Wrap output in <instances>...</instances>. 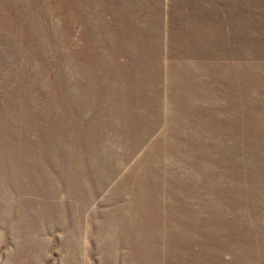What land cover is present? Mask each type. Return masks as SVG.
I'll use <instances>...</instances> for the list:
<instances>
[{"label": "rangeland", "instance_id": "374dc122", "mask_svg": "<svg viewBox=\"0 0 264 264\" xmlns=\"http://www.w3.org/2000/svg\"><path fill=\"white\" fill-rule=\"evenodd\" d=\"M181 1L0 0V264H264V0Z\"/></svg>", "mask_w": 264, "mask_h": 264}, {"label": "bare ground", "instance_id": "6f19581e", "mask_svg": "<svg viewBox=\"0 0 264 264\" xmlns=\"http://www.w3.org/2000/svg\"><path fill=\"white\" fill-rule=\"evenodd\" d=\"M181 1V0H180ZM199 1V0H198ZM233 1V0H232ZM235 1V0H234ZM182 2V1H181ZM196 3V2H195ZM198 3V2H197ZM181 5H182V3H180ZM184 4V3H183ZM194 4V3H193ZM199 4V3H198ZM198 4H196V5H198ZM191 5H192V3H191ZM190 6V5H189ZM193 6V5H192ZM180 7V6H179ZM191 7V6H190ZM189 7V8H190ZM199 7H201V6H199ZM196 8V7H195ZM201 9H203V8H201ZM191 10V9H190ZM205 10V9H204ZM209 10V9H208ZM175 12L174 13H177L176 12V10H174ZM193 11V10H192ZM196 11V10H195ZM206 12H208L207 10H205ZM180 12H182L181 10H180ZM198 12H200V11H198ZM210 13L212 12L211 10L209 11ZM171 13H173L172 11H171ZM193 13H195V12H193ZM201 13V12H200ZM188 14H189V12H188ZM207 14V13H206ZM212 14H213V12H212ZM174 15V14H173ZM177 15V14H176ZM196 15H197V13H196ZM208 15H210V14H208ZM200 17H202V15H200ZM205 16H203V18H204ZM212 17H214V15L212 16ZM190 18V17H189ZM206 18H207V16H206ZM174 19H176L175 17H174ZM191 19V18H190ZM196 19H197V17H196ZM199 19V18H198ZM173 20V19H172ZM187 20H188V18H187ZM208 20V19H207ZM214 20V19H213ZM193 21V20H192ZM194 21H195V19H194ZM180 22V21H179ZM190 22V21H189ZM204 22V21H203ZM207 22V21H206ZM209 22V21H208ZM175 22H173V24H174ZM185 23V22H184ZM194 23V22H193ZM200 23H202V21H200ZM171 24V23H170ZM176 24V23H175ZM180 24V23H179ZM196 24V23H195ZM203 24V23H202ZM202 24H200V25H202ZM215 24V23H214ZM197 25H198V23H197ZM208 25H209V23H208ZM173 26V25H172ZM171 26V27H172ZM175 26H177V25H175ZM195 26V25H194ZM210 26V25H209ZM211 26H212V24H211ZM192 27V26H191ZM128 30V29H127ZM126 30V31H127ZM207 30V29H206ZM205 31V30H204ZM174 32V31H173ZM207 32V31H206ZM209 32V31H208ZM203 33V35H205L204 33L205 32H202ZM129 34V33H128ZM174 34V33H173ZM201 34V33H200ZM133 35V34H132ZM180 35H181V33H180ZM190 36H191V34H190ZM207 36V35H206ZM209 36V35H208ZM127 37V36H126ZM132 37V36H131ZM175 37V36H174ZM170 38V37H169ZM204 38V37H203ZM210 38V37H209ZM126 39V38H125ZM174 39V38H173ZM176 39V38H175ZM194 39V38H193ZM197 39H198V37H197ZM199 39H201V38H199ZM205 39H207V38H205ZM242 39V38H241ZM203 40V39H202ZM179 41V40H178ZM178 41H177V43H178ZM175 42H176V40H175ZM132 43V42H131ZM168 43H171V42H168ZM204 43V42H203ZM206 43V42H205ZM209 43H210V41H209ZM172 44V43H171ZM132 45V44H131ZM213 45H215V44H213ZM133 46V45H132ZM170 46V45H169ZM193 46V45H192ZM191 46V47H192ZM199 46V45H198ZM125 47V46H124ZM142 47H144V45L142 46ZM175 48V47H174ZM195 48V47H194ZM193 48V50H195ZM198 48V47H197ZM170 49H171V47H170ZM189 49H190V47H189ZM200 49H201V47H200ZM123 50V49H122ZM129 50V49H128ZM131 50H133V49H131ZM212 50V49H211ZM127 51V50H126ZM134 51V50H133ZM176 51V50H175ZM197 51H198V49H197ZM196 51V52H197ZM171 52H172V50H171ZM177 52V51H176ZM123 53H124V51H123ZM191 53V52H190ZM209 53H210V51H209ZM177 54H178V52H177ZM200 54V53H199ZM211 54H212V52H211ZM211 54H210V56H211ZM134 55V54H133ZM141 55V54H140ZM180 55V54H179ZM193 55V54H192ZM191 55V56H192ZM143 56V55H142ZM130 57H131V55H130ZM135 57V56H134ZM181 57H182V55H181ZM180 57V58H181ZM186 57V56H185ZM190 57V56H189ZM195 57H196V55H195ZM208 57V56H207ZM213 57V56H212ZM215 57V56H214ZM196 58H198V57H196ZM199 59H201V58H199ZM202 59H204V58H202ZM207 59V58H206ZM194 60H195V58H194ZM213 60V59H212ZM192 61H193V59H192ZM201 61V60H200ZM204 61V60H203ZM203 61H201V63L203 62ZM197 62H199L198 60H197ZM208 62V61H207ZM199 64H200V62H199ZM204 64H206V61L204 62ZM211 66V65H210ZM116 68H117V66H115ZM114 67V68H115ZM110 68V67H109ZM115 68V69H116ZM211 70L212 69H210V71L209 72H211ZM116 71V70H115ZM114 71V72H115ZM214 71V70H213ZM219 73H220V76H221V72L219 71ZM211 74V73H210ZM212 74H214V73H212ZM211 74V75H212ZM223 75V74H222ZM226 75V74H225ZM214 76H215V74H214ZM219 77V76H218ZM121 78V77H120ZM222 78V77H221ZM225 79V78H224ZM144 85V84H143ZM149 86V85H148ZM122 89V88H121ZM220 93V92H219ZM222 93V92H221ZM221 95V94H220ZM149 99V98H148ZM151 100V99H150ZM149 107V106H148ZM226 107V106H225ZM188 108V107H187ZM121 111V110H120ZM128 110H126V112H127ZM118 112V111H117ZM119 113V112H118ZM122 113V112H121ZM120 114V113H119ZM123 114H124V112H123ZM131 114V113H130ZM152 114V113H151ZM217 114V113H216ZM111 115V114H110ZM113 115H114V113H113ZM126 115V114H125ZM136 115V114H135ZM119 116V115H118ZM123 116V115H122ZM137 116V115H136ZM113 117V116H112ZM114 117H115V115H114ZM113 117V118H114ZM119 118V117H118ZM125 118V117H124ZM127 118V117H126ZM131 118H132V116H131ZM131 118H130V121H131ZM134 118V117H133ZM123 120V119H122ZM129 120V119H128ZM133 120V119H132ZM127 121L125 120V123H126ZM124 123V124H125ZM123 124V125H124ZM125 126V125H124ZM173 126V125H172ZM230 127V126H229ZM240 127V126H239ZM245 127V126H244ZM122 128V127H121ZM131 128V127H130ZM235 128H237V127H235ZM242 128V127H241ZM134 130L136 129V128H133ZM124 130V129H123ZM231 130H232V128H231ZM243 130V129H242ZM121 131V130H120ZM218 131V130H217ZM239 131V130H238ZM241 131V130H240ZM235 132V131H234ZM231 133V132H230ZM123 134V133H122ZM234 134V133H233ZM240 136V135H239ZM238 136V137H239ZM126 137V136H125ZM148 141V140H147ZM125 143V142H124ZM152 143V142H151ZM233 146V145H232ZM130 162V161H129ZM233 162V161H232ZM263 162V161H262ZM131 165V164H130ZM116 171V170H115ZM118 173V172H117ZM113 175V174H112ZM233 175V174H232ZM231 175V176H232ZM212 180V179H211ZM217 191V190H216ZM220 192V191H219ZM221 192H222V190H221ZM221 192L219 193L220 195H221ZM236 192V191H235ZM219 194H218V196H219ZM216 195V194H215ZM222 196V195H221ZM228 196V195H227ZM216 197V196H215ZM237 198V197H236ZM220 201H222V199L220 200ZM223 205V204H222Z\"/></svg>", "mask_w": 264, "mask_h": 264}]
</instances>
